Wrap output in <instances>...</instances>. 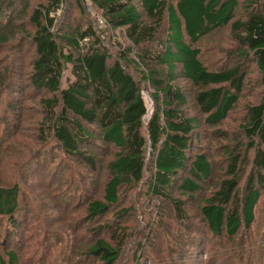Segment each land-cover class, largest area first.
Listing matches in <instances>:
<instances>
[{
    "label": "trees",
    "instance_id": "obj_1",
    "mask_svg": "<svg viewBox=\"0 0 264 264\" xmlns=\"http://www.w3.org/2000/svg\"><path fill=\"white\" fill-rule=\"evenodd\" d=\"M87 1L100 12L106 24L124 31L128 43H117L113 54L91 25L70 31L56 28L55 12L61 0L38 4L30 12L25 2L17 14L13 13L22 0H0V15L13 11L9 12L10 18H17L0 34V43L9 45L14 32L21 30L34 48L28 77L30 87L42 93L39 138L44 141L52 138L65 154L77 157L91 168L95 166V158L84 146L94 145L95 137L116 149L107 164L108 179L102 198L86 205L90 219L117 204L123 186L147 178L150 192L170 203L176 220L188 225L189 217L183 211L182 201L171 197L170 190L176 184L177 174L188 163L190 173L201 179L210 177L211 167L201 155H195L191 162L188 160L195 120L182 110L186 99L176 85L177 71L201 88L195 101L206 121L213 124L224 119L243 86V65L253 63L264 76V0H242V18L235 17L238 0ZM25 19L26 23L22 22ZM166 25L168 32L163 38ZM226 26L235 43L229 53L233 64L225 69L209 70L200 61L196 44ZM65 65L69 66L72 79L63 87ZM4 78H0V89L6 83ZM139 79L146 81L152 90L153 108L147 118L149 110ZM240 130L246 140L241 145L246 153L252 152V169L239 186V164L246 158L241 156V146L229 150L228 177L220 181L200 212L210 233H225L230 238L243 227L254 244L255 240H263L255 237L253 223L259 190L264 188V98L247 106ZM178 183L185 192L195 193L200 189L189 178ZM16 193V188L0 186V215L11 222L17 207ZM103 231L109 232V240L98 238L85 255L98 264H115L125 240L124 230L98 226L94 233L99 235ZM258 245L252 246L242 264H264V245ZM6 257L8 263L0 254V264H16L13 251L7 252Z\"/></svg>",
    "mask_w": 264,
    "mask_h": 264
},
{
    "label": "rangeland",
    "instance_id": "obj_2",
    "mask_svg": "<svg viewBox=\"0 0 264 264\" xmlns=\"http://www.w3.org/2000/svg\"><path fill=\"white\" fill-rule=\"evenodd\" d=\"M238 1L235 17L242 18V0ZM25 2L30 12L38 4H48L49 0H22L13 14H17ZM9 12L13 11L0 15V34L17 19L12 20ZM55 20L58 30L70 31L91 25L112 54L117 50V43H128L123 29L106 24L100 12L87 0H61ZM22 22L26 23V19ZM167 32L166 25L163 38ZM13 37L9 45L0 43V78L4 76L6 81L0 89V186L17 191L13 221L0 215V254L5 263H8L6 253L13 251L16 264H98L85 255L86 249L98 238L109 240L108 231L94 233L98 226L124 230L125 240L115 264H242L252 246L264 245V188L259 190L253 223L255 237L263 239L261 242L255 240L252 244L243 227L230 238L225 233L212 234L200 212L204 201L218 188L220 181L228 177L229 150L235 151L241 146V156L246 158L239 164V186L252 169V152L246 153L241 145L246 140L240 128L247 115V106L264 98V76L253 63L243 65L244 83L233 107L224 119L213 124L206 121V115L195 101L201 88L177 71L176 85L186 99L182 110L195 120L188 160L191 162L195 155H201L211 167L210 177L201 179L190 173L188 163L185 170L177 174L176 184L170 190L171 197L182 201L183 211L189 217L188 225L176 220L170 203L150 192L147 178L138 184L123 186L118 203L106 213L90 219L86 205L102 198L108 179L107 164L116 149L95 137L94 145L84 146L95 158V166L91 168L77 157L65 154L52 138L46 141L39 138L42 120L39 97L42 93L30 87L28 77L34 48L21 30H16ZM234 46L228 26L196 44L200 61L213 71L233 64L229 53ZM134 75L138 78V74ZM71 79L70 68L65 65L61 85L64 87ZM139 81L149 110L147 118L153 108L152 90L146 81ZM148 153L146 158L149 159ZM183 178L195 181L200 189L195 193L179 189L178 182Z\"/></svg>",
    "mask_w": 264,
    "mask_h": 264
}]
</instances>
